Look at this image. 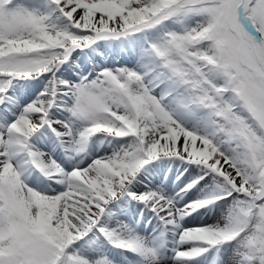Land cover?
<instances>
[{"label":"snow or ice","instance_id":"obj_1","mask_svg":"<svg viewBox=\"0 0 264 264\" xmlns=\"http://www.w3.org/2000/svg\"><path fill=\"white\" fill-rule=\"evenodd\" d=\"M0 264H264V0H0Z\"/></svg>","mask_w":264,"mask_h":264}]
</instances>
